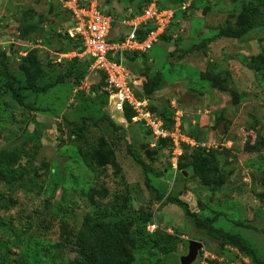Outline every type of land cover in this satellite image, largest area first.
<instances>
[{
	"label": "rangeland",
	"instance_id": "rangeland-1",
	"mask_svg": "<svg viewBox=\"0 0 264 264\" xmlns=\"http://www.w3.org/2000/svg\"><path fill=\"white\" fill-rule=\"evenodd\" d=\"M180 1L166 38L127 62L143 78L160 73L157 88L142 87V93L156 115L180 112L182 132L193 144L179 142V150H173L167 140L158 145V139L141 133L146 132L141 124H127L119 113L109 112L99 74L88 67L68 74L66 65L57 66L65 48L79 46L68 38L71 16L63 0H0V51L6 55V67L0 64V149L22 150L19 163L29 164L23 182L30 187L25 191L17 182L7 187L0 181V193L13 201L0 208V264H73L78 235H87L83 217L120 202L123 217L132 223L116 254L131 264H179L187 240L201 244L190 264H201L202 258V264H252L195 225L181 207L166 202L168 197L181 199L200 218L217 212L214 226L241 235L264 258V68L246 66L249 56L264 48V0ZM144 3L101 0L99 7L119 16ZM247 18L253 24L240 38L217 35L220 27L241 25ZM118 27L113 23L109 35ZM195 44L197 49L188 51ZM25 53L35 57L45 79L62 75L44 93L20 91L30 108L17 102L7 78L19 75L18 58ZM109 113L118 128L110 126ZM131 131L139 133L132 138ZM140 144L156 153L145 156ZM197 145L212 150L210 166L225 174L222 184L213 172L203 185L185 167ZM79 149L98 152L104 161L91 170ZM109 155L117 173L105 163ZM91 188H104L106 194L90 201ZM140 213H150L151 221L139 223ZM155 230L178 238L167 258L159 260L152 245Z\"/></svg>",
	"mask_w": 264,
	"mask_h": 264
},
{
	"label": "trees",
	"instance_id": "trees-1",
	"mask_svg": "<svg viewBox=\"0 0 264 264\" xmlns=\"http://www.w3.org/2000/svg\"><path fill=\"white\" fill-rule=\"evenodd\" d=\"M147 1L148 0H146V2ZM158 2L161 6L175 7L179 6L181 1L158 0ZM173 18L170 22V25L173 24ZM252 24L253 20L249 18L245 19V22L241 25L227 24L218 29L217 35L224 37L240 38L250 29ZM68 38L77 41V43L79 44V40L71 38L69 36ZM195 47H197L196 44L194 45V47L191 46L190 48H188V51L192 49H197ZM66 49L67 48L64 49L65 52L72 50ZM5 56L6 55L4 51H0V64L4 68L6 67V63L4 61V59L6 58ZM141 56H144V53L141 54ZM59 59L60 61L57 63V66L60 67V65H66V73L68 74L72 73L75 70H83L88 67V62H85V64H81L82 62L80 61V59L75 56L70 58L61 57ZM246 66L252 70L263 69L264 48L260 49L256 54L249 56V58L246 60ZM17 67L19 73L18 76L16 74L6 73L7 78L11 79L10 83L12 84H10L11 87L9 88V91L12 93V95L16 97L17 102L20 105L25 106L27 108H30L31 105L28 103L26 104L23 101V97L20 91L26 90L30 94H33L35 96L46 92L49 88L62 81V75L58 76L53 81H50L47 78L45 79L44 72L39 66L37 60L29 53H25L24 55L19 56ZM96 74H99L101 80H103L104 84L106 85L104 81V75L100 72H97ZM78 76H81V74L79 73ZM140 77L142 78L141 87H143V90L144 88L154 90L157 88V82H159L158 80L161 76L159 72H156L151 77ZM0 78L2 79L1 76ZM14 83L16 84L13 85ZM135 94L136 96H140V94L137 92ZM149 109L150 111L152 110V112L154 110V108L150 107ZM133 113L134 112L129 107H125L123 110V118H125V122L127 124H134L136 126V124L139 123L131 122L130 120L131 116H133ZM157 113V115L160 116L163 120L164 125L169 127L172 124L173 120L171 119L170 115H165L161 111ZM107 118L109 119L108 122L111 127L115 129L119 127V125H117L116 122H114V120L110 118L108 114ZM131 132L132 133L130 134L132 138L134 136H137V134L139 133L136 131ZM147 132L148 131L146 130V132L142 131L141 133L146 134ZM81 136L82 135L80 133L77 134V137ZM161 141L162 139L157 140L158 145L161 143ZM78 154L80 160L91 170L98 168L104 161L100 158L98 152L87 153L79 149ZM212 155V150L197 145L193 153L190 154V159L187 160L188 162L185 166H189L188 168L190 169L191 173L196 176L199 180H201L203 185L208 184L207 181L210 178L209 176L213 174V172H216L218 174V177L216 179L217 181H219V184H222L225 180V174L217 172V167H215L214 169L211 168L210 160ZM22 156V150L16 147L0 149V181L5 183L7 187H10V185L17 182V186H22L23 189L27 191L28 189H30V187L27 186L28 183H25L23 181L24 176L26 175V173L28 174L29 172V164L28 162L23 165L19 163ZM150 158H153V156ZM135 160L139 165H141L142 167L144 166L143 162L140 159L135 158ZM105 163L109 164L113 168L114 173H117L119 171V167L116 161L114 160L113 155H109ZM35 178L36 177L34 176L32 177L33 181L31 180V182H33V185H36L37 183V181H35ZM87 193L88 200L91 201L93 199V195H96L99 198L104 197L106 194V190L104 188H101L100 190L91 188L88 190ZM165 200L166 202H170L181 207V209L186 215L193 217L194 224L202 227L207 232V234L211 235L212 237H219L221 245H228L234 247L238 252H241L242 254L246 255L251 260L252 264H264V258L259 256L255 248L252 247L243 237H241V235L237 233L226 232L222 228L213 225V222L217 219L218 216L217 212L214 213L211 217L200 218L196 216L195 212L190 211L186 203L181 199L176 197H168ZM12 203L13 201L10 195L4 197L0 193V208H8L12 205ZM123 207L124 203L120 202V204H112L109 210L99 208L95 213V216H93L92 218H90L89 216L83 217V226L87 231V235L84 236L82 233L78 235L77 254L75 260L73 261V264H131V260L122 255L116 254L120 249V245L127 228L132 223V219L123 217L124 215L121 212ZM150 219V213H140L138 222L141 224L147 222L149 223L151 221ZM155 231L156 232L153 234L152 245L158 250V253L161 257L159 258V260L162 258H167L173 253L175 248V242L176 240H178V238L175 234L161 232L159 230ZM184 242H186V240H184ZM161 264H163V261Z\"/></svg>",
	"mask_w": 264,
	"mask_h": 264
},
{
	"label": "built area",
	"instance_id": "built-area-1",
	"mask_svg": "<svg viewBox=\"0 0 264 264\" xmlns=\"http://www.w3.org/2000/svg\"><path fill=\"white\" fill-rule=\"evenodd\" d=\"M100 1L63 0V7L71 16L66 32L69 37L79 40V46L60 53L59 58H85L91 72L104 75L109 112L123 117L124 108L129 107L134 112L131 122L141 124L153 138L167 140L173 145V150H179V142L193 144L182 132L179 111L172 112L173 121L169 127L164 125L160 116L150 111L142 93V78L127 65L131 56L146 53L164 39L175 9L161 6L158 0H148L137 11L125 10L119 16H113L102 10L101 5L99 7ZM115 22L121 28L118 27L117 33L110 36ZM136 92L140 96H136ZM108 115L111 118L110 113ZM149 227L153 228L154 224H149Z\"/></svg>",
	"mask_w": 264,
	"mask_h": 264
},
{
	"label": "water",
	"instance_id": "water-1",
	"mask_svg": "<svg viewBox=\"0 0 264 264\" xmlns=\"http://www.w3.org/2000/svg\"><path fill=\"white\" fill-rule=\"evenodd\" d=\"M217 130H222V126L219 123L217 126ZM140 148L143 150L145 156H151L156 153L155 150H149L144 146V144L139 145ZM200 243L195 240H187V247L185 254L180 255L179 257V264H190L194 261L197 251L200 248Z\"/></svg>",
	"mask_w": 264,
	"mask_h": 264
},
{
	"label": "crops",
	"instance_id": "crops-1",
	"mask_svg": "<svg viewBox=\"0 0 264 264\" xmlns=\"http://www.w3.org/2000/svg\"><path fill=\"white\" fill-rule=\"evenodd\" d=\"M145 55H146V53H144ZM138 56V55H137ZM150 62L152 61V58L151 57H149V59H148ZM135 74H137V73H135ZM138 75V74H137ZM139 76H141V75H139ZM193 121V120H192ZM191 121V122H192Z\"/></svg>",
	"mask_w": 264,
	"mask_h": 264
},
{
	"label": "bare ground",
	"instance_id": "bare-ground-1",
	"mask_svg": "<svg viewBox=\"0 0 264 264\" xmlns=\"http://www.w3.org/2000/svg\"><path fill=\"white\" fill-rule=\"evenodd\" d=\"M123 120L125 121V118H123Z\"/></svg>",
	"mask_w": 264,
	"mask_h": 264
}]
</instances>
